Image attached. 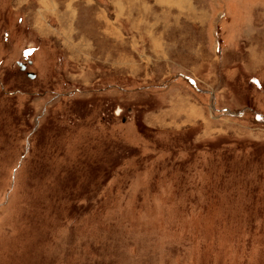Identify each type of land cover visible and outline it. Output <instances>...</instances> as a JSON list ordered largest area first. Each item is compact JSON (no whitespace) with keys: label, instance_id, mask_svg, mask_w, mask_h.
I'll list each match as a JSON object with an SVG mask.
<instances>
[{"label":"rangeland","instance_id":"374dc122","mask_svg":"<svg viewBox=\"0 0 264 264\" xmlns=\"http://www.w3.org/2000/svg\"><path fill=\"white\" fill-rule=\"evenodd\" d=\"M0 264H264V0H0Z\"/></svg>","mask_w":264,"mask_h":264},{"label":"water","instance_id":"95a60500","mask_svg":"<svg viewBox=\"0 0 264 264\" xmlns=\"http://www.w3.org/2000/svg\"><path fill=\"white\" fill-rule=\"evenodd\" d=\"M29 76H30V77H33V76H34V74H32V73H29Z\"/></svg>","mask_w":264,"mask_h":264}]
</instances>
